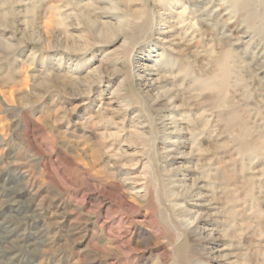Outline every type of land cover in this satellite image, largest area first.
I'll return each mask as SVG.
<instances>
[{"label": "rangeland", "instance_id": "obj_1", "mask_svg": "<svg viewBox=\"0 0 264 264\" xmlns=\"http://www.w3.org/2000/svg\"><path fill=\"white\" fill-rule=\"evenodd\" d=\"M159 1L43 0L28 14L0 0V264H264V0L217 1L244 36L233 47L227 16L184 41L162 33ZM227 48L245 87L230 108L193 69L205 78ZM158 110L211 126L163 133Z\"/></svg>", "mask_w": 264, "mask_h": 264}, {"label": "bare ground", "instance_id": "obj_2", "mask_svg": "<svg viewBox=\"0 0 264 264\" xmlns=\"http://www.w3.org/2000/svg\"><path fill=\"white\" fill-rule=\"evenodd\" d=\"M25 1L26 0H18V3L20 2L19 4H22V6H24L26 8L25 10H26V12H28V14L29 13H37V11H39L41 9L42 3H43V0H27V2H25ZM217 1L218 0H189L188 3H191L192 6H188L185 3H183V0H160L159 3L162 4L164 6V8L165 7L168 8L170 6L168 2H171L170 3L171 4V6H170L171 8L168 9L170 14H168V16L166 18L164 17L165 18L164 20H166L168 22V25H167V27H165V30L162 33L169 34L170 32H174L175 31L174 35L175 36L177 35V37L180 40L184 41V40H186V38H187V36H188V34L190 32L189 30H193V32H195V30L197 29L196 28V21L200 22V23H204L205 25L211 26L213 29H215L217 31H218V26L219 25L221 26L223 24L222 26L227 28V31H226L224 37L222 38L226 44L230 45V47H233L236 44H238L239 42L244 43V41H243V37L244 36L242 35V31L240 29H238V28H232L231 27V22H232L231 20L233 18L232 13L230 12V10H228V12H226L225 14L222 13V10H223L222 6L223 5L219 4V2H217ZM230 1L233 4V6H235V7L238 6V7H245L246 8V7H249L248 5L251 6V4H250L251 0H230ZM75 3H77V2H75ZM202 5H205V7H203ZM88 6H89L88 3H87V5H84V4L80 5L79 2H78V4L76 5V8L80 11V13L84 14L85 10H87L86 7H88ZM133 12L136 13V14H134V13L131 12V14H134V17L136 16L135 19H138V20H140L142 22L141 27L142 28H145V27L147 28L148 24L150 23V22H147V21H149L150 18H146L145 16H141V14L137 15V14H139V13H137L138 11H133ZM256 14H257V12H256ZM247 15H249V14H247ZM21 16L24 17V18L27 17V15L25 16L24 14L21 15ZM58 16L62 20V23L65 24L69 20V17L71 16V14H68V13L64 12L63 14L61 13ZM160 16L163 17V15H160ZM222 16L223 17L227 16V18L221 24L220 18ZM162 17H160V19ZM188 19L190 20V23H185L186 20H188ZM162 20H163V18H162ZM162 20H159V21H162ZM212 20H213V22H212ZM18 21H19V23L23 24V22H25L26 20L21 21L20 19H18ZM191 21H193L192 24H191ZM28 22H29V20H27L25 23L27 24ZM154 25L155 24H153L151 26L153 27ZM151 26H150V28L152 29ZM249 26H250V23H249ZM199 32H200V29H199ZM248 33H249V31H248ZM219 38H221V37L219 36ZM191 39H194L193 36H192ZM217 40H219V39H217ZM235 40L238 41V43H236ZM222 44L224 45V43H222ZM224 46H226V45H224ZM248 46H250V45L247 44V47ZM223 52H224L223 56L222 57L220 56L221 60L218 61L216 70H214L213 73H211V74L208 73L209 75L207 74V76L205 78H202V74L205 71L203 73L201 72L202 71L201 67L199 68L200 65L197 66V64H196L197 60H195V59L193 60V63L196 64V66H194L195 68L193 67V69H194V72H195L194 73L195 78L197 79L196 81L199 83V86H201L204 90L213 91L214 95H215V98H217L218 100L224 101L223 102L224 105L228 104L227 108H230L231 106L229 105V102L231 103L232 100H235L234 98H232V100H231V97L232 96L234 97V95L232 94V86L237 85L236 88H238L239 85H242L241 87H244V83L239 82L240 78H237L238 81H233L234 85L231 83L232 82L231 78L232 77L235 78L237 76V74L235 76V72H237V71H235L236 69H234L236 63L233 64L235 56H237V55H234L235 54L234 49L230 48L228 50V48H227V50H225ZM236 59L239 60L240 58H238V56H237ZM242 62L245 63V60H242ZM236 66L238 67L237 64H236ZM149 68H150L149 65L145 64L144 62L140 63L136 67L133 66V71H134L135 78H137L139 81H143L144 82V86H145L144 88L147 89V91L150 90L149 86H152L151 84H149L147 82L148 81V79H147L148 74L147 73L150 72ZM205 69L206 68H204V70ZM238 77H240V76H238ZM243 82H245V81H243ZM246 84H245V86H246ZM140 85H141V83H140ZM247 91H248V88H247ZM247 91H246V95L248 94ZM178 92H180V91H178ZM234 93H236V92H234ZM177 95H179V93H177L176 96ZM176 96L171 98L170 101L174 100V98H176ZM249 100H250V98H249ZM158 101H160L159 100V96H158L157 100L155 101V103L156 104L160 103ZM247 105L248 104H246V106ZM231 110H232V108L230 109V111ZM235 112L236 111L234 109L230 112V115H229L230 119H236V113ZM156 116H157L158 121H159L158 125H159V129H161V132L164 133L167 130L171 129V132L179 133L182 130H186L187 129L190 132L191 136L195 137V138L197 136L195 131L199 128V126H201L202 122L205 123L204 126H203V129H205L207 127L210 128L211 121H212V120H208V119H206L204 117L201 118L200 120H192V122H194L195 124L197 123L195 121H198V123L196 124V126L194 128H191V126H190L191 124H189V123L185 127H183L180 124L181 121H179V119H177L176 115H174V114H169V113L166 114V113H164L161 110V111L157 112ZM197 118H198V116L196 117V119ZM168 119H170L171 122L168 123L166 121ZM127 181H128V179L122 180V182L124 184H126ZM171 185H172V187L179 186V185L174 184L173 181H172ZM131 188L134 190L135 197H137L139 199L142 198V200L144 199V195H141V193H140L142 191H139V190L137 191L136 187H131ZM195 228L197 229V226H195Z\"/></svg>", "mask_w": 264, "mask_h": 264}]
</instances>
